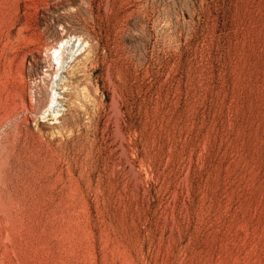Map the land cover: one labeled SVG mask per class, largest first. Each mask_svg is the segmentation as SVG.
Segmentation results:
<instances>
[{"label":"rangeland","instance_id":"obj_1","mask_svg":"<svg viewBox=\"0 0 264 264\" xmlns=\"http://www.w3.org/2000/svg\"><path fill=\"white\" fill-rule=\"evenodd\" d=\"M0 60V264H264V0H0Z\"/></svg>","mask_w":264,"mask_h":264},{"label":"bare ground","instance_id":"obj_2","mask_svg":"<svg viewBox=\"0 0 264 264\" xmlns=\"http://www.w3.org/2000/svg\"><path fill=\"white\" fill-rule=\"evenodd\" d=\"M58 50V49H56ZM55 50V51H56ZM60 50V49H59ZM11 64H6L3 63L0 60V111L6 109V103L7 101H11V97L13 96V91L15 89V86H17L16 82H15V78H14V74L12 72V67H10ZM53 65V64H52ZM61 67V66H60ZM62 69V68H61ZM55 71V69H54ZM49 73H53V67H49L48 69ZM59 74V73H58ZM50 75V74H49ZM52 82V80H51ZM49 86V85H48ZM18 92V91H17ZM22 95L24 96V98H26V93L25 91H21ZM47 94V93H46ZM48 99L49 96L47 95ZM53 98V97H52ZM48 99L46 100H42V104L43 105H47L48 104ZM51 100V99H50ZM52 101V100H51ZM12 102V101H11ZM39 102V101H38ZM51 105V103H49ZM49 104L47 106H49ZM25 107V106H24ZM29 107V106H28ZM34 107V106H33ZM36 107V105H35ZM41 107V106H40ZM17 108V107H16ZM30 109V107H29ZM35 109V108H34ZM40 109V108H39ZM38 109V110H39ZM7 115V114H6ZM26 123L28 124V119L25 120ZM26 130V129H25Z\"/></svg>","mask_w":264,"mask_h":264}]
</instances>
